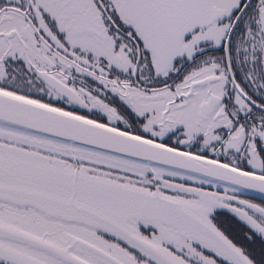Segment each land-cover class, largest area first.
I'll list each match as a JSON object with an SVG mask.
<instances>
[{
	"label": "snow or ice",
	"instance_id": "snow-or-ice-1",
	"mask_svg": "<svg viewBox=\"0 0 264 264\" xmlns=\"http://www.w3.org/2000/svg\"><path fill=\"white\" fill-rule=\"evenodd\" d=\"M0 264H264V0H0Z\"/></svg>",
	"mask_w": 264,
	"mask_h": 264
}]
</instances>
